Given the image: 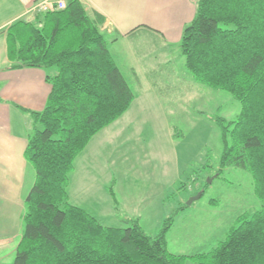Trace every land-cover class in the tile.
<instances>
[{"label": "trees", "instance_id": "obj_1", "mask_svg": "<svg viewBox=\"0 0 264 264\" xmlns=\"http://www.w3.org/2000/svg\"><path fill=\"white\" fill-rule=\"evenodd\" d=\"M6 43L12 68L56 71L47 77L52 89L46 106L30 111L25 156L35 181L14 264H190L193 257L167 248L172 217L152 237L138 220L106 226L69 200L77 157L135 98L99 22L80 0H66L63 9L14 21ZM180 51L195 81L228 91L241 103L224 135L220 166L248 171L262 203L226 240L197 255L196 264H264V0H197Z\"/></svg>", "mask_w": 264, "mask_h": 264}, {"label": "rangeland", "instance_id": "obj_2", "mask_svg": "<svg viewBox=\"0 0 264 264\" xmlns=\"http://www.w3.org/2000/svg\"><path fill=\"white\" fill-rule=\"evenodd\" d=\"M153 42L149 47L141 43L138 53L151 60L157 58L164 66L169 64L176 73L166 75L169 82L158 81L161 92L142 97L143 103L148 97L143 109L137 107L141 101L137 100L138 89L131 83L127 67L131 65L132 41L119 39L109 45L110 54L134 90L135 98L121 118L132 116L136 122H129L132 127L123 126L115 143L107 144L97 136L86 147L93 156L102 145L106 148V159L95 156L96 164L91 168L99 179L106 173L100 180L106 197L102 195L84 209L102 219V214L115 206V184L118 195L123 196L124 213L137 212L135 220L146 234L159 235L172 217L165 232L168 250L191 256L189 263L196 264L197 255L212 251L226 240L231 229L262 203L254 193L248 171L220 166L224 135L238 119L241 103L228 91L195 81L185 68L180 42ZM147 81L143 86H148ZM143 86L151 94L152 90ZM79 156L78 169L87 161L83 153ZM201 192L200 198L188 204ZM15 256L11 249L0 255V264H14Z\"/></svg>", "mask_w": 264, "mask_h": 264}, {"label": "crops", "instance_id": "obj_3", "mask_svg": "<svg viewBox=\"0 0 264 264\" xmlns=\"http://www.w3.org/2000/svg\"><path fill=\"white\" fill-rule=\"evenodd\" d=\"M80 1L88 15L99 22L100 29L109 42L108 48L119 39L132 41V44L129 43L131 65L127 67L130 81L138 89L137 100H140L141 104L137 107L145 108L148 97L146 101L143 99L145 103L142 102V97L161 92L162 90H158L160 86L158 81L169 82L166 75L176 72L169 64L164 66L162 62H158L157 58L151 60L142 56L138 53V48L141 43L149 47L154 43L153 39L167 44L181 43L184 28L195 17L197 0ZM36 2L38 0H0V255L2 257L11 249L16 253L24 232L25 200L35 181L34 167L25 156L28 135L33 123L30 111H41L46 106L52 89L47 77L53 76L56 72L54 69L41 67L12 68V62L7 56L6 30L18 19L33 20L37 13L33 10ZM140 37L141 41L138 40ZM120 70L122 71L121 68ZM147 79L149 87L143 86V81ZM141 86L151 89V94ZM130 87L133 90L131 85ZM129 122L133 125L136 119L128 115L124 118L120 117L94 138L100 136L102 141L113 144L123 126L132 127ZM86 149L82 153L87 161H84L78 169L80 156L77 157L68 183L70 202L83 208L94 205L95 200L102 195L106 197L101 184L103 178H106V173L99 179V175L96 177L91 171L96 164L97 156L106 159L104 157L106 148L102 145V150L95 155L96 159L92 151ZM102 168L103 166L100 167ZM113 186L117 190V193L113 191L115 206L109 213L101 212L102 219L99 221L106 226H123L129 220H134L137 212L133 211L134 215L124 213L121 204L123 196L118 195L117 186L115 184ZM129 202L127 199L126 204Z\"/></svg>", "mask_w": 264, "mask_h": 264}, {"label": "built area", "instance_id": "obj_4", "mask_svg": "<svg viewBox=\"0 0 264 264\" xmlns=\"http://www.w3.org/2000/svg\"><path fill=\"white\" fill-rule=\"evenodd\" d=\"M66 7V0H38L33 6L34 11H54Z\"/></svg>", "mask_w": 264, "mask_h": 264}, {"label": "water", "instance_id": "obj_5", "mask_svg": "<svg viewBox=\"0 0 264 264\" xmlns=\"http://www.w3.org/2000/svg\"><path fill=\"white\" fill-rule=\"evenodd\" d=\"M202 195V192L201 193H198L196 196L192 197L191 200H189L188 204H191L194 200L200 198Z\"/></svg>", "mask_w": 264, "mask_h": 264}]
</instances>
